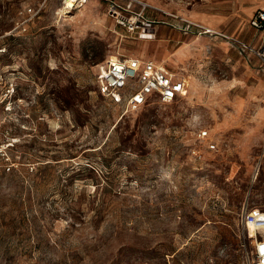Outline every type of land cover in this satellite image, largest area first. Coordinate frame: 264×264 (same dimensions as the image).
<instances>
[{
    "label": "rangeland",
    "instance_id": "1",
    "mask_svg": "<svg viewBox=\"0 0 264 264\" xmlns=\"http://www.w3.org/2000/svg\"><path fill=\"white\" fill-rule=\"evenodd\" d=\"M142 1L150 40L106 0H0V264H248L241 213L264 209L254 12L210 25L194 5L222 0ZM116 56L164 59L185 95L110 104L96 79Z\"/></svg>",
    "mask_w": 264,
    "mask_h": 264
},
{
    "label": "built area",
    "instance_id": "2",
    "mask_svg": "<svg viewBox=\"0 0 264 264\" xmlns=\"http://www.w3.org/2000/svg\"><path fill=\"white\" fill-rule=\"evenodd\" d=\"M64 5L67 0H62ZM88 0H73V6L83 5ZM108 13L116 23L142 40L155 37L156 20L148 17L147 10H157L151 4L142 0H132L139 4L136 11L121 7L115 0H106ZM73 6H68L72 8ZM29 13L33 8L29 7ZM255 32L264 30V9H257L249 19ZM201 32H212L206 28ZM264 60V35L258 48H251ZM97 90L110 104L125 111L139 110L146 102L155 97L161 102H170L183 95L187 90L185 77L169 69L162 62L142 57H120L109 59L103 70L98 74ZM208 135L206 130L199 132V137ZM215 145L210 144L213 148ZM3 148H0V153ZM8 169V168H7ZM241 223L247 229H253L252 256L248 264H264V209L258 206H245L241 213Z\"/></svg>",
    "mask_w": 264,
    "mask_h": 264
},
{
    "label": "crops",
    "instance_id": "3",
    "mask_svg": "<svg viewBox=\"0 0 264 264\" xmlns=\"http://www.w3.org/2000/svg\"><path fill=\"white\" fill-rule=\"evenodd\" d=\"M200 2L196 1L194 5V9L192 14L194 15V19H198L204 21L206 24H218V22H222V24L227 23L231 17L234 16L236 12L243 13L246 16H250L252 12H255L257 9H264V0H222L217 6H201ZM203 5V3H202ZM154 13V12H153ZM155 14V13H154ZM191 14V15H192ZM216 15H223V19L217 20ZM252 15V14H251ZM226 16V17H225ZM152 17V16H151ZM251 17V16H250ZM249 17V19H250ZM155 18V17H153ZM261 35L259 36L261 39L262 35H264V30L260 31ZM211 34V33H210ZM201 34L195 36L196 39H199ZM155 60V59H153ZM158 62H162L169 69H171L166 61L163 60H155ZM173 70V69H171ZM180 75V74H179ZM183 76V75H181ZM184 77V76H183Z\"/></svg>",
    "mask_w": 264,
    "mask_h": 264
},
{
    "label": "bare ground",
    "instance_id": "4",
    "mask_svg": "<svg viewBox=\"0 0 264 264\" xmlns=\"http://www.w3.org/2000/svg\"><path fill=\"white\" fill-rule=\"evenodd\" d=\"M68 1V4L69 5H71V4H73V0H67ZM190 45V43H187L186 44V46H189ZM115 58H117V56L116 57H113V58H111V59H115ZM251 229V228H250ZM251 230H253V229H251Z\"/></svg>",
    "mask_w": 264,
    "mask_h": 264
}]
</instances>
